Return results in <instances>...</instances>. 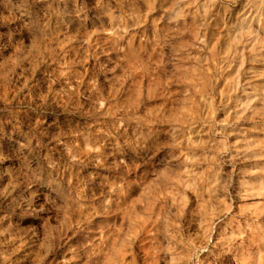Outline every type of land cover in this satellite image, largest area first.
Returning a JSON list of instances; mask_svg holds the SVG:
<instances>
[{
	"label": "clouds",
	"instance_id": "9594fccd",
	"mask_svg": "<svg viewBox=\"0 0 264 264\" xmlns=\"http://www.w3.org/2000/svg\"><path fill=\"white\" fill-rule=\"evenodd\" d=\"M0 264H264V0H0Z\"/></svg>",
	"mask_w": 264,
	"mask_h": 264
}]
</instances>
